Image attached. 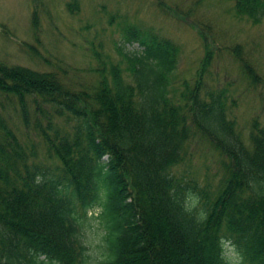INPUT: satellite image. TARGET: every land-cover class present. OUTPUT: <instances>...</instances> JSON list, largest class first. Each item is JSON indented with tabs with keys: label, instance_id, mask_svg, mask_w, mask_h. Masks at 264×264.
Listing matches in <instances>:
<instances>
[{
	"label": "trees",
	"instance_id": "obj_1",
	"mask_svg": "<svg viewBox=\"0 0 264 264\" xmlns=\"http://www.w3.org/2000/svg\"><path fill=\"white\" fill-rule=\"evenodd\" d=\"M234 1L239 14L264 19V0ZM119 50L130 81L112 67L110 80L102 74L80 88L55 72L0 62V264H34L31 250L47 254L40 264H82L69 217L77 212L88 223L85 208L105 153L115 264H224L221 236L234 240L246 264H264V127L254 119L246 144L230 116L229 91L205 80L209 65L172 96L178 53L170 41L127 28ZM197 140L222 158L215 188L176 173ZM189 190L208 213L202 224L181 206Z\"/></svg>",
	"mask_w": 264,
	"mask_h": 264
},
{
	"label": "rangeland",
	"instance_id": "obj_2",
	"mask_svg": "<svg viewBox=\"0 0 264 264\" xmlns=\"http://www.w3.org/2000/svg\"><path fill=\"white\" fill-rule=\"evenodd\" d=\"M127 28L155 34L176 47L172 96L209 65L208 86L229 91L235 101L230 116L250 145L252 121L264 127V19L255 23L239 14L234 0H0V62L55 72L73 88L97 84L102 74L110 80L112 67L130 81L119 50ZM125 47L133 50L130 43ZM241 58L257 80L255 87L249 85ZM38 116L45 123L46 116ZM221 160L209 142L197 140L191 160L176 173L215 188Z\"/></svg>",
	"mask_w": 264,
	"mask_h": 264
},
{
	"label": "clouds",
	"instance_id": "obj_3",
	"mask_svg": "<svg viewBox=\"0 0 264 264\" xmlns=\"http://www.w3.org/2000/svg\"><path fill=\"white\" fill-rule=\"evenodd\" d=\"M108 156L109 154L105 153L100 157V174L93 179L95 199L85 208L88 223L85 224L77 212H73L69 217L79 230L74 238L79 241V245L83 249L81 253L82 264H115L116 257L112 253L110 244L115 233L106 219L111 195L105 179L110 165V160L106 159ZM39 182L40 177L37 176V183ZM252 187L255 188V184H252ZM59 190L63 191L62 188ZM170 195L174 202H179L174 192ZM181 206L185 213L195 214L197 224L207 221L208 213L201 206V197L197 192L187 191L183 196ZM218 247L220 259L224 264H246L244 252L232 238L221 236L218 240ZM31 252L34 257V264H40L41 258L47 255L46 253H37L35 250H31ZM48 264H61V262L59 259H50Z\"/></svg>",
	"mask_w": 264,
	"mask_h": 264
}]
</instances>
